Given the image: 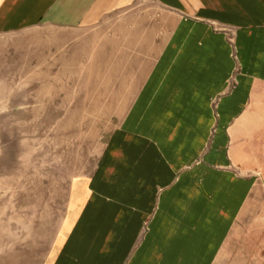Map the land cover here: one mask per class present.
I'll return each mask as SVG.
<instances>
[{"label":"crops","instance_id":"0c3cea01","mask_svg":"<svg viewBox=\"0 0 264 264\" xmlns=\"http://www.w3.org/2000/svg\"><path fill=\"white\" fill-rule=\"evenodd\" d=\"M31 30L50 68L110 69L127 102L40 264H216L264 175V0H0V37Z\"/></svg>","mask_w":264,"mask_h":264},{"label":"rangeland","instance_id":"374dc122","mask_svg":"<svg viewBox=\"0 0 264 264\" xmlns=\"http://www.w3.org/2000/svg\"><path fill=\"white\" fill-rule=\"evenodd\" d=\"M33 32L0 37V251L13 243L11 232L21 222L28 251L22 264H40L71 182L93 174L127 103L106 84L110 69L90 67L85 77L86 69L64 68V62L50 68L59 62L33 51ZM96 57L89 53V66ZM259 111L264 115V106ZM259 140L260 153L264 134ZM261 178L216 264H264ZM14 259L0 256V264H17Z\"/></svg>","mask_w":264,"mask_h":264}]
</instances>
